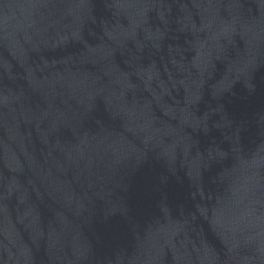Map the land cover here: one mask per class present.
I'll list each match as a JSON object with an SVG mask.
<instances>
[{
    "label": "water",
    "instance_id": "obj_1",
    "mask_svg": "<svg viewBox=\"0 0 264 264\" xmlns=\"http://www.w3.org/2000/svg\"><path fill=\"white\" fill-rule=\"evenodd\" d=\"M0 264H264V0H0Z\"/></svg>",
    "mask_w": 264,
    "mask_h": 264
}]
</instances>
